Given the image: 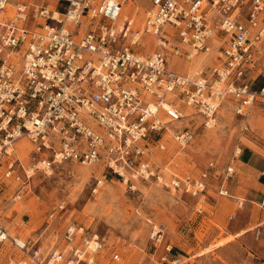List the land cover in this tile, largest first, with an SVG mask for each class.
<instances>
[{
    "label": "built area",
    "instance_id": "built-area-1",
    "mask_svg": "<svg viewBox=\"0 0 264 264\" xmlns=\"http://www.w3.org/2000/svg\"><path fill=\"white\" fill-rule=\"evenodd\" d=\"M10 1L0 0V165L27 138L35 152L28 172L70 160L102 164L125 183L154 180L193 197L206 192L213 162L200 175L179 176L156 155L166 149L167 134L182 146L193 140L190 130L169 127L187 116L185 107L211 128L224 101L242 117L264 101V85L255 86L250 76L262 73L264 0H150L142 28L124 13L132 0H65V11L16 0L15 15L7 18ZM144 34L155 40L151 52L141 50ZM219 37L218 60L208 72L190 76L168 65L170 53L190 59ZM15 162L7 161L4 178L21 179ZM226 170L229 175L234 167ZM24 185L15 199L23 197ZM64 209L58 204L49 217ZM150 238L158 248L163 229L154 225ZM8 240L35 264H98L109 248L106 235L77 223L48 247L40 239L12 238L0 224V244ZM111 258L120 260L116 247Z\"/></svg>",
    "mask_w": 264,
    "mask_h": 264
},
{
    "label": "rangeland",
    "instance_id": "rangeland-1",
    "mask_svg": "<svg viewBox=\"0 0 264 264\" xmlns=\"http://www.w3.org/2000/svg\"><path fill=\"white\" fill-rule=\"evenodd\" d=\"M15 1H10L5 15L7 18L15 15ZM31 1L47 5L49 1L53 2ZM67 7L65 0L58 3L60 11H65ZM150 7L152 5L149 0L140 3L139 0H132L124 4V13L132 15L136 27L142 28ZM50 9L55 8L51 6ZM77 31L81 30L78 28ZM220 38L210 41L209 51L190 59L184 54L180 56L170 53L168 65L190 76L208 72L217 63ZM142 41L145 44L141 48L143 52L155 49V40L151 35L144 34ZM173 43L184 53L185 47L176 40ZM260 66L262 73L258 75L257 69L252 77L257 87L264 85V60ZM263 103L260 100L257 103L260 108L254 106L247 116L242 117L235 114L231 100L224 101L215 116V126L211 128L204 126L203 118L193 108L185 107L187 116L169 127L174 130L177 127L190 130L194 134L193 140L182 146L172 134H167L163 141L166 149L157 153L156 160L181 175L191 170H205L211 162L219 170H226L231 165L235 167V151L242 144L264 149L261 132L264 130ZM244 125H248L249 129L246 130ZM34 156L30 141L21 138L15 143L11 156L0 165V224L12 238L40 239L39 244L48 247L59 243L69 224H83L108 238L109 248L102 251L98 264H159V249L162 247L164 250L165 240L176 237L181 230L185 233V227L191 222L194 225L208 210V206L202 203L194 208V201L203 200V195L193 197L170 191L154 180L140 179L125 183L102 164L86 166L66 160L54 163L49 170L28 172ZM11 159L16 160L15 168L21 176L20 180L4 178L6 163ZM23 184V197L15 199ZM58 204H64L65 209L50 218L51 210ZM209 221L212 225H218L213 220ZM154 225L162 228L165 233V240L158 248L150 238ZM204 236V232L198 234L200 239ZM114 247L120 253V260L111 258ZM187 262L185 264H217L215 260L200 262L196 257ZM0 264L35 263L30 254L21 251L8 240L0 244Z\"/></svg>",
    "mask_w": 264,
    "mask_h": 264
},
{
    "label": "crops",
    "instance_id": "crops-1",
    "mask_svg": "<svg viewBox=\"0 0 264 264\" xmlns=\"http://www.w3.org/2000/svg\"><path fill=\"white\" fill-rule=\"evenodd\" d=\"M60 1H49L48 7L58 8ZM254 74L252 71L250 76L254 77ZM257 105L255 108H260ZM261 109L264 114V107ZM261 132L264 140V130ZM240 149L231 174L219 170L216 165L208 170L207 190L201 196L204 199L194 201V208L202 203L208 206V210L194 225L189 223L185 233L181 230L176 237L166 240L164 233V244L170 245L172 251L165 253L161 247L159 264H171L173 258L185 264L192 257L200 262L215 260L217 264H264V149L243 144ZM169 171L179 176H197L207 170H191L182 175L178 171ZM222 190L227 194H221ZM209 220L218 225H212ZM200 232L205 233L202 239L198 237ZM165 255L167 259L162 261Z\"/></svg>",
    "mask_w": 264,
    "mask_h": 264
},
{
    "label": "bare ground",
    "instance_id": "bare-ground-1",
    "mask_svg": "<svg viewBox=\"0 0 264 264\" xmlns=\"http://www.w3.org/2000/svg\"><path fill=\"white\" fill-rule=\"evenodd\" d=\"M140 1H142V0H139V3H140ZM139 5V4H138ZM146 7V6H145ZM49 8V7H48ZM141 8H143V7H141ZM50 9V8H49ZM147 9V8H146ZM193 74V73H192ZM175 124V123H174ZM23 147V146H22ZM64 233V232H63Z\"/></svg>",
    "mask_w": 264,
    "mask_h": 264
}]
</instances>
